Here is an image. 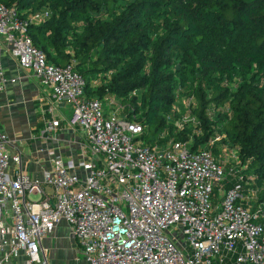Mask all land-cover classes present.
<instances>
[{
    "label": "built area",
    "instance_id": "built-area-1",
    "mask_svg": "<svg viewBox=\"0 0 264 264\" xmlns=\"http://www.w3.org/2000/svg\"><path fill=\"white\" fill-rule=\"evenodd\" d=\"M48 16L25 19L0 0V93L18 82L1 61L7 41L52 98L72 107L67 126L80 137L70 140L76 153L54 158L41 179L0 129V264H49L44 239L63 221L88 264H264L263 187L238 150L218 135L199 150L192 139L165 141V132L146 143L145 126L116 94L88 97L73 64L49 63L34 44L30 25ZM192 100L182 121L196 130ZM61 128L53 114L41 136Z\"/></svg>",
    "mask_w": 264,
    "mask_h": 264
},
{
    "label": "trees",
    "instance_id": "trees-1",
    "mask_svg": "<svg viewBox=\"0 0 264 264\" xmlns=\"http://www.w3.org/2000/svg\"><path fill=\"white\" fill-rule=\"evenodd\" d=\"M2 1L25 19L48 11L34 44L73 64L88 97L116 94L146 143L165 132L199 150L221 136L264 196V0ZM191 97L196 130L182 121Z\"/></svg>",
    "mask_w": 264,
    "mask_h": 264
},
{
    "label": "crops",
    "instance_id": "crops-1",
    "mask_svg": "<svg viewBox=\"0 0 264 264\" xmlns=\"http://www.w3.org/2000/svg\"><path fill=\"white\" fill-rule=\"evenodd\" d=\"M1 61L6 74L16 77L18 82L8 84L0 93V129L16 141L23 153L27 172L34 178L42 179L46 170H52L54 158L75 154L77 151L70 140L80 137L79 128L67 126L72 117L67 112L72 107L52 98L51 91L40 85L34 72L18 63L11 54L7 41L3 45ZM53 114L61 120L62 128L58 131L57 138L46 140L41 136L42 130ZM10 151L15 153L14 149ZM61 229L63 233L57 238ZM46 240L50 245L52 241L56 245L53 254H47L49 264H64V252L73 251V248L77 249L80 258L88 264L82 254V247L67 222H61ZM69 242L71 249L68 247ZM12 264H22V261L17 260Z\"/></svg>",
    "mask_w": 264,
    "mask_h": 264
},
{
    "label": "rangeland",
    "instance_id": "rangeland-1",
    "mask_svg": "<svg viewBox=\"0 0 264 264\" xmlns=\"http://www.w3.org/2000/svg\"><path fill=\"white\" fill-rule=\"evenodd\" d=\"M99 83H100V79L96 80V82H94V86H96ZM67 113L70 115L69 117H71L73 114V110L70 108ZM32 197L37 198L38 195H35ZM61 233H63L62 229L60 231H58L57 238L60 237ZM51 244L52 245L49 244V241L47 242L46 238L44 239V245L48 248V253L50 252L49 254H53V251L56 249V245L55 244L53 245V241ZM68 247H69V249H71L70 242L68 243ZM76 250H77L76 248H73V251L66 252V253L64 252V254H63L64 264H86V263H84L83 259L80 258L79 254Z\"/></svg>",
    "mask_w": 264,
    "mask_h": 264
}]
</instances>
